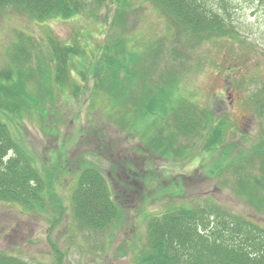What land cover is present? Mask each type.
<instances>
[{
	"label": "rangeland",
	"instance_id": "rangeland-1",
	"mask_svg": "<svg viewBox=\"0 0 264 264\" xmlns=\"http://www.w3.org/2000/svg\"><path fill=\"white\" fill-rule=\"evenodd\" d=\"M76 1L78 13L42 23L11 5L0 10V75L14 81L16 61L36 98L5 123L52 193L46 213L0 202V253L29 264H138L146 218L170 205L215 204L264 227V208L236 191L239 173L261 181L264 171V0H200L227 29L196 41L150 0ZM164 90L168 109L183 105L204 120L187 134L175 124L182 159L146 146L153 130L131 115L141 98ZM157 123L154 135L165 139L172 128ZM88 165L122 206L119 223L104 230L70 215L75 179Z\"/></svg>",
	"mask_w": 264,
	"mask_h": 264
},
{
	"label": "trees",
	"instance_id": "trees-1",
	"mask_svg": "<svg viewBox=\"0 0 264 264\" xmlns=\"http://www.w3.org/2000/svg\"><path fill=\"white\" fill-rule=\"evenodd\" d=\"M51 1H56L55 5L52 4L51 9H47L46 4ZM150 1L176 26L184 29L193 41L204 36L211 37L213 34H225V18L217 13V10L207 9L200 0ZM10 5L16 10L22 9L41 22L56 17L70 18L82 8L76 0H0V10L7 9ZM125 10L124 6H118V20L123 19ZM210 10L212 11L209 12ZM219 16H222L224 21ZM66 48L69 50V47ZM18 49L17 53L25 57V52H21L22 47ZM68 50L66 52H71ZM105 57L106 64H109L108 55ZM27 62L21 61L23 66ZM12 63L17 69V75H14L16 78H12L14 81L10 82L11 77L4 79L6 71L0 75V202L46 213L45 200L51 197L52 193L44 182L42 172L29 167L31 165L27 156L13 139L4 119L7 115H19L20 110L26 108L27 104L32 105L36 100L35 94L27 90L30 83L24 82L25 73L19 65H15L16 61L13 60ZM46 98L47 94L44 93L43 99ZM169 103L171 97L164 90L156 95L141 98L139 106H134L131 115L142 123L149 122L153 131L157 128L154 119L156 112L163 119V125L176 122L178 129L186 134L204 122L186 106L168 109ZM178 110L182 113L179 114ZM187 111L190 113L187 114ZM134 119L132 127L138 130ZM169 143L158 144L161 146L158 150L161 149L166 155L168 148H165L170 147ZM10 153L12 155L9 156ZM259 156H263V151ZM135 174L136 172H133L132 177ZM261 175L260 181L257 177L247 179L239 173L236 187L237 193L248 198L250 204L256 205L257 208H264V171H261ZM136 181L140 179L137 178ZM69 203L70 215L91 230H104L112 224L117 225L122 217L121 204L113 198L102 172L92 165L78 172ZM217 210L215 204L197 209L181 204L170 205L160 214L148 216L147 220L145 219L148 249L144 251L138 264H264V227L246 217L238 219L225 211L217 213ZM0 264L29 263L0 253Z\"/></svg>",
	"mask_w": 264,
	"mask_h": 264
}]
</instances>
